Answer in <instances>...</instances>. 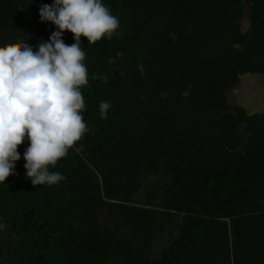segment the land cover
I'll return each instance as SVG.
<instances>
[{
	"label": "trees",
	"instance_id": "16d2710c",
	"mask_svg": "<svg viewBox=\"0 0 264 264\" xmlns=\"http://www.w3.org/2000/svg\"><path fill=\"white\" fill-rule=\"evenodd\" d=\"M102 2L120 27L95 44L81 38L89 131L50 166L65 179L32 185L25 138L0 189V222L19 240L22 264H264V113L248 115L226 98L241 75H264V0ZM52 3L0 0V47L47 42L57 29L41 22L39 9ZM30 12L37 17L26 24ZM62 39L74 43L71 32ZM142 99L155 103L136 115ZM101 101L111 104L106 119ZM163 161L172 173L162 198L168 211L129 209L125 188H137L145 167ZM103 208L132 221L131 262L119 248L125 240L103 241L111 237L100 227ZM158 235L169 241L155 257ZM3 248L0 241V256Z\"/></svg>",
	"mask_w": 264,
	"mask_h": 264
},
{
	"label": "clouds",
	"instance_id": "9594fccd",
	"mask_svg": "<svg viewBox=\"0 0 264 264\" xmlns=\"http://www.w3.org/2000/svg\"><path fill=\"white\" fill-rule=\"evenodd\" d=\"M39 17L57 29L47 42L35 50L22 42L0 47V184L14 174L25 138L29 146L24 167L32 185H58L65 179L50 166L89 131L83 116L81 88L88 84V68L81 38L95 44L111 39L120 27L102 0H53L40 6ZM65 31L73 34L70 46L62 39ZM110 107V102H100L101 119L107 118Z\"/></svg>",
	"mask_w": 264,
	"mask_h": 264
},
{
	"label": "rangeland",
	"instance_id": "374dc122",
	"mask_svg": "<svg viewBox=\"0 0 264 264\" xmlns=\"http://www.w3.org/2000/svg\"><path fill=\"white\" fill-rule=\"evenodd\" d=\"M32 14L36 16L37 14L28 13L23 16L24 23H28L32 18ZM31 17V18H30ZM37 17V16H36ZM36 18L34 17L30 22L31 24L35 23ZM38 22V21H37ZM242 25V31L245 32L249 27V22L244 20ZM241 54V52H240ZM141 94V93H139ZM227 102L231 106H239L245 109L248 115L254 114H263L264 113V75L260 73H246L240 76L239 84L232 87L226 93ZM146 99V98H145ZM141 100L140 103L145 107L144 110L137 106L134 111L135 114L146 112L147 109H150L151 105L153 106L154 101H150L151 105L143 103ZM139 104V103H138ZM240 134L245 137L249 136V131L247 130L245 125L240 126ZM125 176V175H124ZM141 183L139 182L138 187H134L131 189L129 186L125 189V193L122 194L123 201L122 203L126 204L129 209L134 207L142 208L143 210H157V211H168L166 210L165 201H163V193L165 192L164 187H167L171 183L172 173H170V167L166 161H163L159 166L146 168L141 176ZM125 177H118V182H122ZM122 179V180H121ZM116 181V179H115ZM2 184H0V189H2ZM103 186V184H101ZM157 188L158 191H154ZM114 191H111L113 193ZM153 192V194H152ZM87 196L94 197V193L88 192ZM120 199L117 197L113 202L119 203ZM110 202V200H107ZM112 211L119 213L117 208L112 209ZM120 214V213H119ZM119 214H116L115 217H112L108 212V209L103 208L99 211V223L100 227L105 230L104 234L111 235L102 236V239L106 244L113 246L115 242H117L116 238L119 240H125L122 243L121 251L124 253L123 258L124 261H132L135 257L133 254V250L131 245H134L135 242L132 241V221H123ZM1 223V222H0ZM134 229V228H133ZM115 239V240H114ZM0 241L4 242L3 248V256H0V264H22V260L20 257V247L19 240L16 236L9 237L6 230L4 228H0ZM115 241V242H114ZM169 236L163 235L157 236L156 242L154 244V256L158 257L161 248L164 245L168 244ZM119 245V244H115ZM137 245V242H136ZM135 248V247H134ZM134 257V258H133Z\"/></svg>",
	"mask_w": 264,
	"mask_h": 264
}]
</instances>
